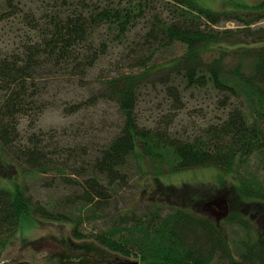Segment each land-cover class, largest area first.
Segmentation results:
<instances>
[{
    "label": "trees",
    "instance_id": "obj_1",
    "mask_svg": "<svg viewBox=\"0 0 264 264\" xmlns=\"http://www.w3.org/2000/svg\"><path fill=\"white\" fill-rule=\"evenodd\" d=\"M0 2L5 5L0 11L1 152L17 171L23 167L39 174L52 173L50 185L62 183L80 191L74 200L62 203L52 199V204H44L25 185L17 183L14 191L0 187V250L17 233L24 216L68 221L73 225V237L86 239L78 227L81 213H88L86 205L92 206L98 198L108 199L114 186L125 181L132 169L140 168L141 161L150 169L149 174L161 176L204 167L234 173L255 154L264 159V49L259 54L256 48L233 49L241 56L257 54L247 70L244 62L234 69L227 68V51L211 62L205 61V52L218 36L214 29H206L202 19L213 26L219 16L198 6L196 0H169L163 12L154 0H50L48 4L39 0L29 10L22 0ZM15 11L18 13L13 14ZM18 17L27 28L26 35L6 47L1 22L12 24L7 22ZM148 18L151 20L143 34L137 21L142 24ZM178 45L183 49H176ZM161 59L166 69H174L176 82H162L165 100L176 109L184 103L183 92H190L193 98L203 89L223 95L216 103L222 113L233 105L235 109L219 124L205 130L192 129L184 139L148 122L151 118L137 111L148 96L146 87L154 85L144 74L155 75ZM104 66L109 67V74L103 72ZM97 68L102 72L94 80L92 74ZM50 74L70 83L62 100L69 102L61 112L70 118L81 114L82 119L77 121L84 125L83 129L66 131L63 144L44 142L33 128L38 125L37 115L60 106L54 99L58 91L49 90L45 84ZM105 101L115 102L121 116L117 129L99 142L97 135L103 130L90 129L88 123L98 116V104ZM22 121L31 127V134L16 130ZM78 141L90 147V172L86 168L73 170L80 149ZM72 173H83L84 182H76ZM235 186L234 192L244 204L264 206L263 182H237ZM228 189L224 188L225 193ZM174 190L162 188L158 193L173 197ZM188 191L182 190L184 196L188 197ZM216 198L202 196L201 204L217 203L224 196ZM163 204L169 214L160 222L158 217L152 219L154 214L125 215L117 227L68 248L96 256L103 264L106 260L113 262L109 252L136 257L137 262L130 264H219L220 251L228 264H264V243L261 234H253V217L234 220L244 233L239 242L240 260H234L225 231L216 219L219 213L203 210L196 215L185 207ZM69 263L66 260L59 264Z\"/></svg>",
    "mask_w": 264,
    "mask_h": 264
},
{
    "label": "rangeland",
    "instance_id": "obj_2",
    "mask_svg": "<svg viewBox=\"0 0 264 264\" xmlns=\"http://www.w3.org/2000/svg\"><path fill=\"white\" fill-rule=\"evenodd\" d=\"M38 1L22 0V5L29 10L32 5L36 6ZM154 1L159 12H163L169 3V0ZM196 1L198 6L219 16L218 23L213 26L207 19H202L206 23V29L209 27L214 29L218 36L215 44L210 46L205 52V61L211 62L215 58L220 57L224 51H227L224 63L227 68L234 69L239 63L244 62L247 70L252 61L256 59V55L264 49V17H261L264 16V0ZM48 2L50 0H44V4H48ZM4 8V3L0 2V11ZM15 13L18 12L15 11L13 14ZM19 19L21 17L16 18V20L10 19L7 23L12 22V24L7 25H5L6 21L1 22V33L7 38L6 47H10L9 43H14V40L18 37L24 38L26 35L27 28L18 21ZM150 20L148 18L142 24L137 21L138 26H141V33L145 34V29L143 30V28L148 25ZM31 35L34 37V33H31ZM240 47H248L250 50L256 48L257 51L255 53L257 54L241 56L238 52H232L236 51L233 49ZM176 49L181 50L183 46L178 45ZM163 63V59L158 61L155 75H152V72L144 74L147 79L150 78L153 81L154 85L146 87L148 96L145 97L143 103H140L141 105L137 111L139 114L150 117L151 119L148 122L159 128L167 129L174 135L183 136L182 138L184 139L192 129L205 130L211 125L219 124L226 118V114L230 110L235 109V105H233L225 109V113H222L217 108L216 103L223 95L213 93L210 89H203L201 93L196 92L193 94V98L190 92H186L185 95L183 92L184 103L180 109H176L175 105L165 100L166 92L162 82L163 80L170 83L176 82L174 69H166ZM151 66L152 61L149 63V69H151ZM98 68L92 74L94 80H97V77L102 72ZM106 68L109 67L104 66L103 72L109 74ZM134 72L137 73V71ZM50 75L46 77L47 81L45 84L49 90L58 91L54 99L60 106L58 110L50 109L45 114L37 115L35 121H37L38 125L33 128L37 134L43 136L44 142L51 141L63 144L66 138V131L83 129L84 125L77 121V118L82 119L81 114L70 118L61 112L65 103L69 102V100H62L64 91L66 87H70V83L65 82L59 75L54 77L52 74ZM117 106L113 101L99 103L97 106L98 116L89 121L88 128H95L97 131L103 130L101 134L97 135L99 142L105 139L107 134H111L117 129L121 116ZM30 129L31 127L25 121H22V124L16 128L17 131L31 134ZM89 139V137L86 138V140ZM78 144L80 149L78 150L77 159L73 161V170L86 168L90 172L93 160L90 147L86 144H84V147L79 141ZM10 164L11 161L3 156L0 149V187H6L9 188L8 190L14 191L13 188H15L17 183L25 185L34 198L41 200L44 204H52V199H58L62 203L68 199L74 200L77 194L80 193L76 187H65L62 183L59 186L50 185L52 183V173L39 174L33 171H26L23 167L17 171ZM140 166V168L132 169L125 181L119 182L118 185L114 186L108 199L98 198L91 203L92 206L86 205L88 213H81L82 216L78 218L81 221L78 225L79 230L86 239H75L72 234L73 225L68 221L54 222L24 216L21 219L17 233L9 240L4 250H0V264H13L20 261L32 264H59L65 263L66 260L71 262L69 264H103L96 256L74 252L71 250L72 248H68V245L91 241L95 234L117 227L118 221H121L125 215V218H129V216L134 217V215L148 216V214H154L156 216L152 217V219H157L158 217V222H160L169 214L167 206L163 203L185 207L189 212L196 215L201 214L203 210L205 213L212 211L214 215L219 213L216 219L218 223H221L225 231L230 245L231 257L234 260H240L242 249L239 247V242L244 238V233L235 224L234 220L240 222L241 217H253V221H251L254 225L253 234L257 237L261 234V239L264 243V206L260 203H248L251 204L248 206L234 192L237 182L264 183V159H258L257 154L249 158L244 164H241L234 173H225L215 167H204L153 176V173L149 174L150 169H147L148 166L144 161L140 162ZM72 174L71 176H74L76 182H84V178H86L83 173ZM57 175H59L58 172ZM186 186L188 188H184ZM162 188H172L177 191L174 190L175 194L173 197H166V195L158 193V189ZM224 188H229V193H225ZM183 189L189 190L188 197L182 193ZM219 195L224 196L219 202L216 203L215 201L206 206L201 204L202 196H208L209 199L213 197L216 200ZM206 200L207 197L203 203H206ZM94 207L98 209L92 213L91 209ZM154 228L151 230H154ZM97 248L98 250L102 249L100 246H97ZM109 253L112 254L113 262L106 260L104 264H130L131 262H137L136 257ZM82 260H85L86 263L82 262ZM218 262L219 264L229 263L228 258L221 251L218 253Z\"/></svg>",
    "mask_w": 264,
    "mask_h": 264
}]
</instances>
